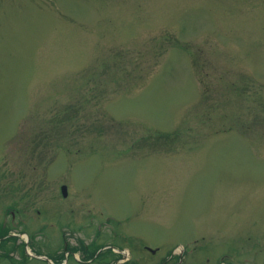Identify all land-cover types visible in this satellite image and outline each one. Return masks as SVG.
Segmentation results:
<instances>
[{
    "label": "rangeland",
    "instance_id": "1",
    "mask_svg": "<svg viewBox=\"0 0 264 264\" xmlns=\"http://www.w3.org/2000/svg\"><path fill=\"white\" fill-rule=\"evenodd\" d=\"M0 264H264V0H0Z\"/></svg>",
    "mask_w": 264,
    "mask_h": 264
},
{
    "label": "water",
    "instance_id": "2",
    "mask_svg": "<svg viewBox=\"0 0 264 264\" xmlns=\"http://www.w3.org/2000/svg\"><path fill=\"white\" fill-rule=\"evenodd\" d=\"M63 192H64V195L66 196L67 195V188H66V186H64V188H63ZM154 252V251H153Z\"/></svg>",
    "mask_w": 264,
    "mask_h": 264
},
{
    "label": "trees",
    "instance_id": "3",
    "mask_svg": "<svg viewBox=\"0 0 264 264\" xmlns=\"http://www.w3.org/2000/svg\"><path fill=\"white\" fill-rule=\"evenodd\" d=\"M94 258H95V255H94Z\"/></svg>",
    "mask_w": 264,
    "mask_h": 264
}]
</instances>
